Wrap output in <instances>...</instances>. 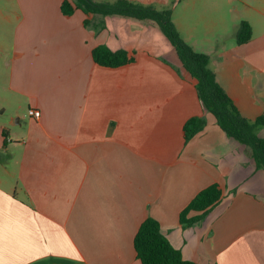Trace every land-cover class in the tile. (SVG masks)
<instances>
[{
    "label": "crops",
    "instance_id": "obj_1",
    "mask_svg": "<svg viewBox=\"0 0 264 264\" xmlns=\"http://www.w3.org/2000/svg\"><path fill=\"white\" fill-rule=\"evenodd\" d=\"M63 1L0 0V264H142L134 239L149 217L185 260L264 264V169L204 111L160 26L67 17ZM128 1L172 8L241 115L264 116V0ZM242 21L252 39L238 45ZM98 46L134 60L100 66ZM198 116L206 129L187 142L184 125ZM214 184L220 201L185 227L181 213Z\"/></svg>",
    "mask_w": 264,
    "mask_h": 264
},
{
    "label": "trees",
    "instance_id": "obj_2",
    "mask_svg": "<svg viewBox=\"0 0 264 264\" xmlns=\"http://www.w3.org/2000/svg\"><path fill=\"white\" fill-rule=\"evenodd\" d=\"M76 9L82 10L87 16L122 15L156 22L175 49L181 63L180 69L176 67L174 69L181 76V72L184 71L186 76L183 78L195 83L204 111L214 117L218 126L229 138L249 147L257 168L264 169V138L257 134V130L264 127V116L248 120L241 115L232 99L218 83L210 66V56L194 51L178 32L172 20V8L158 9L155 6H145L128 0H117L114 3H96L92 0L63 1L62 12L65 16H71ZM251 39V25L246 21L240 22L236 30V43L243 45ZM93 58L98 65L108 68H118L134 60L125 50L112 51L106 46L96 47L93 50ZM206 126L207 120L204 116L190 118L184 125L186 141L203 132ZM221 197L219 185L207 187L181 213V223L185 227H191L202 222ZM192 212L200 215L190 217ZM134 246L142 264H197L185 260L181 251L175 249L163 234L159 222L150 217L140 226L134 239Z\"/></svg>",
    "mask_w": 264,
    "mask_h": 264
},
{
    "label": "rangeland",
    "instance_id": "obj_3",
    "mask_svg": "<svg viewBox=\"0 0 264 264\" xmlns=\"http://www.w3.org/2000/svg\"><path fill=\"white\" fill-rule=\"evenodd\" d=\"M250 4H255V5H257V4H259V2L261 1V0H247ZM240 5H241V3L240 2H235L234 3V7H235V10H237V8H238V6L240 7ZM209 9H213V7H209ZM220 35L221 34H217V35H211V36H209V37H207V39H206V37H200V38H198L197 40H198V42L200 43V45L199 46H208V44H210V46L211 45H214V44H216V42H217V40L219 39V37H220ZM203 43V44H202ZM224 43V42H223ZM221 44V43H220ZM200 48V47H199Z\"/></svg>",
    "mask_w": 264,
    "mask_h": 264
},
{
    "label": "built area",
    "instance_id": "obj_4",
    "mask_svg": "<svg viewBox=\"0 0 264 264\" xmlns=\"http://www.w3.org/2000/svg\"><path fill=\"white\" fill-rule=\"evenodd\" d=\"M30 116L34 117L35 119H40L41 112L39 110H30Z\"/></svg>",
    "mask_w": 264,
    "mask_h": 264
}]
</instances>
